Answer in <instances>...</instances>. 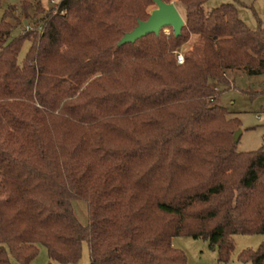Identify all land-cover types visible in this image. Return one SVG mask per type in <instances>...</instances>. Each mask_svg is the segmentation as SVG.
Here are the masks:
<instances>
[{
  "label": "trees",
  "instance_id": "1",
  "mask_svg": "<svg viewBox=\"0 0 264 264\" xmlns=\"http://www.w3.org/2000/svg\"><path fill=\"white\" fill-rule=\"evenodd\" d=\"M20 1L35 29L14 38L10 10L0 23V264H32L40 246L78 264L85 244L90 264H188L180 236L228 263L235 236L264 235V147L237 150L241 120L214 85L264 75V29L233 4L163 0L185 11L182 34L119 47L156 0ZM262 243L240 261L264 264Z\"/></svg>",
  "mask_w": 264,
  "mask_h": 264
},
{
  "label": "rangeland",
  "instance_id": "2",
  "mask_svg": "<svg viewBox=\"0 0 264 264\" xmlns=\"http://www.w3.org/2000/svg\"><path fill=\"white\" fill-rule=\"evenodd\" d=\"M0 7V23L5 18L7 10L15 11V16H9L7 21L11 23L14 28L12 30L13 37L16 38L22 34L23 30L32 25L35 18V6L29 12L24 11L20 0L10 1L1 0ZM177 5L185 21V11ZM223 4H233L239 9L240 17L245 24L251 29H264V0H210L205 4V10L212 11L219 8ZM50 0L44 2L46 11L51 6ZM157 7L156 5L149 8L152 13ZM42 14L38 15V19H42ZM20 22V25L17 23ZM171 28L164 30L165 34H170ZM195 37L192 36L188 44H185L181 50H189L195 43ZM30 43H26L24 50L20 56L22 59L28 49ZM234 79L228 74L227 80L229 85H216L222 95L217 99L216 103L220 106L226 107L232 117L240 118L242 137L238 144L237 150L240 152H255L259 148L264 147V75L249 76L243 69H237L233 73ZM74 211L76 217L82 224L88 222V204L87 202L74 201ZM264 235L258 234L255 236L238 235L234 237V244L236 245L235 252L231 256L228 263H223L218 260V251L214 249L209 241L204 239H193L191 237L180 236L173 239V246L184 251L187 256L188 264H251L249 262H241L239 255L244 250H258L263 244ZM40 255L32 264H48V250L40 246ZM89 258L88 249L85 250V257L79 263H87ZM90 259V258H89ZM13 264H19L14 257H11Z\"/></svg>",
  "mask_w": 264,
  "mask_h": 264
},
{
  "label": "water",
  "instance_id": "3",
  "mask_svg": "<svg viewBox=\"0 0 264 264\" xmlns=\"http://www.w3.org/2000/svg\"><path fill=\"white\" fill-rule=\"evenodd\" d=\"M156 9L152 11L147 21H140L135 30L127 33L118 43L119 47L134 44L147 35L154 34L157 37L167 28L174 30L177 37L182 34L185 21L174 2L167 4L163 0L155 1ZM242 131L236 133L235 141L240 142Z\"/></svg>",
  "mask_w": 264,
  "mask_h": 264
},
{
  "label": "built area",
  "instance_id": "4",
  "mask_svg": "<svg viewBox=\"0 0 264 264\" xmlns=\"http://www.w3.org/2000/svg\"><path fill=\"white\" fill-rule=\"evenodd\" d=\"M10 1H16V0H10ZM50 2H51V4H52L53 6L56 7V9H55V13H57V11H58L57 7H58L60 1H58V0H52V1H50ZM34 29H35V28H34V24H33V23H32V25H28V26L25 28L26 31H33ZM38 31H39L40 33H44V31H43V27H39V28H38ZM185 52H186V50H179V51L176 53V58H178V63L181 64V65L185 63V58H184V54H185ZM225 77H228V73L225 74Z\"/></svg>",
  "mask_w": 264,
  "mask_h": 264
},
{
  "label": "crops",
  "instance_id": "5",
  "mask_svg": "<svg viewBox=\"0 0 264 264\" xmlns=\"http://www.w3.org/2000/svg\"><path fill=\"white\" fill-rule=\"evenodd\" d=\"M194 37L196 38V39H195V41H196V40H197V36H194ZM234 72H236V70L228 72V74L230 75V77L233 78V79H234V75H233ZM218 86H219V85H218ZM217 88H218V87H217ZM88 222H89V220H88ZM88 222L85 223V224H83V225L86 226V225L88 224ZM83 249H84V253H83V258H84V257H85V250L88 249V245L85 244V245L83 246ZM88 254H89V258H90V250H89V249H88ZM83 258H82V260H83ZM89 258H88V260H87V263H82V264H90V259H89ZM82 260H81V261H82ZM81 261H80V262H81ZM80 262H79V263H80ZM79 263H78V264H79Z\"/></svg>",
  "mask_w": 264,
  "mask_h": 264
}]
</instances>
